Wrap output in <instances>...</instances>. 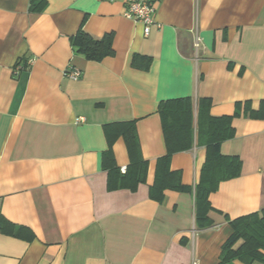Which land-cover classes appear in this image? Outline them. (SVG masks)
Wrapping results in <instances>:
<instances>
[{
	"label": "crops",
	"instance_id": "1",
	"mask_svg": "<svg viewBox=\"0 0 264 264\" xmlns=\"http://www.w3.org/2000/svg\"><path fill=\"white\" fill-rule=\"evenodd\" d=\"M152 1L155 24L144 37L124 17V0H44L39 12L30 0H0V264H221L228 220L264 209V0ZM81 27L96 39L110 34L114 54L99 62L77 54L70 38ZM69 68L78 80L65 76ZM185 98L191 146L168 166L189 190L152 201L167 153L158 106ZM200 99L211 101L212 117L240 104L233 138L218 146L239 158L240 174L209 194L205 229L193 214L206 159ZM128 122L146 180L108 191L106 129ZM111 154L127 167L121 136Z\"/></svg>",
	"mask_w": 264,
	"mask_h": 264
},
{
	"label": "trees",
	"instance_id": "2",
	"mask_svg": "<svg viewBox=\"0 0 264 264\" xmlns=\"http://www.w3.org/2000/svg\"><path fill=\"white\" fill-rule=\"evenodd\" d=\"M44 6V0H30L29 8L39 12ZM74 51L88 61L99 62L114 54L111 47V35L106 34L96 39L87 34L82 27L70 38ZM211 101L198 100L196 109L197 130L203 132V143L206 149V159L202 166L199 182L194 189V220L195 226L205 229L209 226L207 213L211 210L208 196L218 183L236 178L240 174L241 161L235 156H223L219 153L220 144L234 136L232 119L238 116L240 104L230 116L212 117L209 114ZM158 114L164 135L167 153L158 159L154 182L149 187V198L160 202L165 190L188 191L183 186L179 175L170 171L168 163L172 153L190 148L192 139L189 99H175L160 102ZM133 122L120 124L115 131L106 129L108 149L102 156V169L106 172V188L108 191H134L138 185L145 183L147 162L139 153L137 136ZM198 134V133H197ZM121 136L127 147L129 164L121 173L111 154L113 141ZM198 138V136H197ZM232 234L221 248L220 261L227 263L233 260L244 264L260 262L264 264V209L242 217L228 220ZM0 221V230L5 231Z\"/></svg>",
	"mask_w": 264,
	"mask_h": 264
},
{
	"label": "built area",
	"instance_id": "3",
	"mask_svg": "<svg viewBox=\"0 0 264 264\" xmlns=\"http://www.w3.org/2000/svg\"><path fill=\"white\" fill-rule=\"evenodd\" d=\"M113 2L116 0H107ZM124 17L139 23L142 26V33L144 37H148L150 34L152 26L155 24L154 14H155V4L152 0H124ZM200 44V39L194 31V47ZM18 69V67H17ZM80 73L78 70L69 68L65 72V76L69 79L76 81L78 80ZM78 121H83V119H77ZM121 173L125 172V168L120 169Z\"/></svg>",
	"mask_w": 264,
	"mask_h": 264
}]
</instances>
